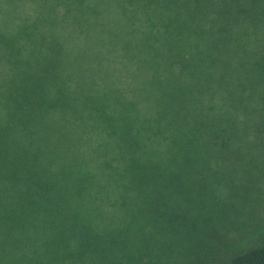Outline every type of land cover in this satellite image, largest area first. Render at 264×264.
I'll list each match as a JSON object with an SVG mask.
<instances>
[{"label": "trees", "instance_id": "trees-1", "mask_svg": "<svg viewBox=\"0 0 264 264\" xmlns=\"http://www.w3.org/2000/svg\"><path fill=\"white\" fill-rule=\"evenodd\" d=\"M108 4L147 58L130 63L150 71L157 87L152 115L129 106L111 115L107 98L81 101L84 91L71 94L68 83L24 69L14 39L0 32L13 72L3 85L7 120L0 123V264H222L224 254L225 264H264V244L234 253L231 246L245 240L234 232L236 219L251 209L249 191L264 165V122L243 127L237 109L246 88L249 102L264 96V0ZM117 41L105 45L109 52ZM52 46L61 56V39ZM82 107L95 111L124 162L115 172L123 225L94 224L103 212L85 208L88 178L73 177L63 198L51 164L27 149L29 131L47 113L73 118ZM226 166L245 174L243 181L226 178Z\"/></svg>", "mask_w": 264, "mask_h": 264}, {"label": "rangeland", "instance_id": "rangeland-1", "mask_svg": "<svg viewBox=\"0 0 264 264\" xmlns=\"http://www.w3.org/2000/svg\"><path fill=\"white\" fill-rule=\"evenodd\" d=\"M109 1L0 0V32L14 39L13 43L20 50L17 55L24 60V69L68 83L66 91L71 94L80 95L84 91L86 94L81 101L88 96L107 98L110 101V104L105 101L107 112L111 115L113 112L124 115L126 106L134 112L138 107L140 112L152 115L154 101L158 98L157 87L149 78L150 71L137 69L130 63L140 58V64L145 65L147 58L139 56L140 49L136 48L130 29L126 31L119 25L117 16L111 15L113 7L110 9ZM57 38L63 44L62 55L58 57L52 46ZM112 40H118L117 46L109 52L105 45ZM122 43H126L124 54ZM6 58L0 45V123L3 124L7 120L3 85L9 82L7 77L13 73ZM248 90L250 93V88L241 93L243 101L237 109L242 126L253 128L264 122V96L256 93L253 102H249L245 98ZM248 105L251 107L246 111ZM31 130L26 139L27 149L39 158V162L51 164L47 170L53 171V178L58 177L59 193L62 195L61 188L73 177L88 178L90 191L82 195L85 208L91 206L93 211L103 212L99 220H93L94 224L100 227L123 225L126 212L118 203L122 193L115 172L121 171L124 162L118 154L115 138L107 133L95 111L82 107L73 118L50 111ZM21 133L24 132L15 128L14 137L23 139ZM260 165L261 170L256 174L258 179L247 198V204L252 207L246 206L243 215L236 219L238 228L234 232L236 236L244 235L245 240L231 243L235 247L233 253L264 244V165L262 162ZM234 169L224 167L225 177H230L237 185L245 174L235 173ZM95 200L99 201L97 206L93 204ZM133 229L134 235L136 227ZM228 256L224 254L218 262L225 264ZM17 264H36V260Z\"/></svg>", "mask_w": 264, "mask_h": 264}]
</instances>
